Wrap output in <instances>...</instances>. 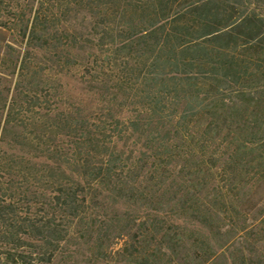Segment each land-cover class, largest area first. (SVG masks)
<instances>
[{
    "label": "trees",
    "instance_id": "1",
    "mask_svg": "<svg viewBox=\"0 0 264 264\" xmlns=\"http://www.w3.org/2000/svg\"><path fill=\"white\" fill-rule=\"evenodd\" d=\"M0 26V264H264V0H0ZM76 66L92 113L51 107Z\"/></svg>",
    "mask_w": 264,
    "mask_h": 264
},
{
    "label": "rangeland",
    "instance_id": "2",
    "mask_svg": "<svg viewBox=\"0 0 264 264\" xmlns=\"http://www.w3.org/2000/svg\"><path fill=\"white\" fill-rule=\"evenodd\" d=\"M68 26L73 28V30L75 29L77 32H81L83 35L82 37L85 38V32L87 31L88 28V24L87 23V19L86 16L83 12L77 14L76 17H74V19H71L68 23ZM11 42V38L9 35V32L7 31V29L5 27L0 26V53L4 52V49L7 45V43ZM81 45L84 47L83 50L78 51L80 53V55L82 56H88V52L89 49L87 47L86 44L81 43ZM81 71V67L80 66H76V67H72V69H65L62 74L57 75L56 78L57 79L54 80L53 76H50V83L56 88V96L54 97L56 100V102H60L63 106H65L66 108H68V105L71 104V106H69V108L72 111H77V108H81L84 109L88 112H91L94 109H98L101 106V101H99V96L98 94L93 93L92 91L89 92L86 88V85L84 82H82V80H80V72ZM3 80L0 81V86H8L11 82V77L9 76H2ZM61 83V85L58 83ZM53 91V90H51ZM60 96V97H58ZM61 99V100H57V99ZM58 102L55 104V102H53V100L50 101V103H52L51 107H57L59 104ZM66 102V103H65ZM28 103V102H27ZM126 111L124 110L123 113H125ZM30 128H27V132L25 130V133L27 135H29ZM30 136V135H29ZM57 140V139H56ZM139 142L137 140L136 135H130L128 133H125L124 135H122V138L118 144V148L119 149H123L125 150L127 153H129L131 151L136 153V151L139 150L140 146H139ZM27 147V146H26ZM26 151V153H28V155L32 156L31 151L27 150V148H24ZM44 160L42 157L36 158L35 161H42ZM0 180H3V178H0ZM4 264V263H2Z\"/></svg>",
    "mask_w": 264,
    "mask_h": 264
}]
</instances>
